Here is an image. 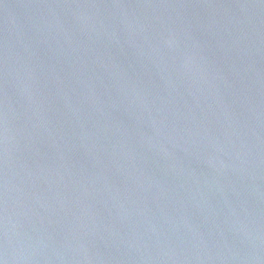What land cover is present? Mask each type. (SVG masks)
<instances>
[{
  "label": "water",
  "instance_id": "obj_1",
  "mask_svg": "<svg viewBox=\"0 0 264 264\" xmlns=\"http://www.w3.org/2000/svg\"><path fill=\"white\" fill-rule=\"evenodd\" d=\"M3 264H264V0H0Z\"/></svg>",
  "mask_w": 264,
  "mask_h": 264
},
{
  "label": "snow or ice",
  "instance_id": "obj_2",
  "mask_svg": "<svg viewBox=\"0 0 264 264\" xmlns=\"http://www.w3.org/2000/svg\"><path fill=\"white\" fill-rule=\"evenodd\" d=\"M0 264H3V262H2V261H0Z\"/></svg>",
  "mask_w": 264,
  "mask_h": 264
}]
</instances>
